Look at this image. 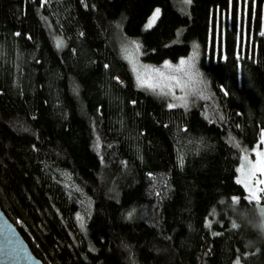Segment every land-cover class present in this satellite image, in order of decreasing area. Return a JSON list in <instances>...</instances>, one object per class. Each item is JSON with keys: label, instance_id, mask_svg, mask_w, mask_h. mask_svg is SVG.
Instances as JSON below:
<instances>
[{"label": "trees", "instance_id": "16d2710c", "mask_svg": "<svg viewBox=\"0 0 264 264\" xmlns=\"http://www.w3.org/2000/svg\"><path fill=\"white\" fill-rule=\"evenodd\" d=\"M126 40L195 43L209 98L138 87ZM261 132L264 0H0V207L43 264H264L235 182Z\"/></svg>", "mask_w": 264, "mask_h": 264}, {"label": "rangeland", "instance_id": "374dc122", "mask_svg": "<svg viewBox=\"0 0 264 264\" xmlns=\"http://www.w3.org/2000/svg\"><path fill=\"white\" fill-rule=\"evenodd\" d=\"M158 9V8H157ZM155 9L145 23L143 30L151 29L148 27L149 21L152 19ZM122 56L130 67L133 77L138 87L146 88L150 91L157 92L166 96L168 106L189 108L194 103H198V99L206 100L209 98V93L206 85V79L198 68L199 48L195 43H191V48L187 56L178 59L177 61H164L160 64L146 63L141 59L140 43L137 40H126L121 46ZM181 61L184 63L181 64ZM138 76L146 82L145 86H141L138 82ZM150 84L152 87H148ZM240 161L236 169L235 182L243 180L244 183H237L246 193V195L255 202L264 203V175L258 171L255 175L252 174L253 164L257 161V153H264V134L261 132L257 142L248 149L240 148ZM246 157V159H245ZM243 165V173L238 171ZM247 184V187L245 186ZM250 193L255 194L253 198ZM80 218V219H79ZM79 220H82L80 215ZM81 222V221H80Z\"/></svg>", "mask_w": 264, "mask_h": 264}, {"label": "water", "instance_id": "95a60500", "mask_svg": "<svg viewBox=\"0 0 264 264\" xmlns=\"http://www.w3.org/2000/svg\"><path fill=\"white\" fill-rule=\"evenodd\" d=\"M258 233L264 238V203L255 202ZM0 264H43L0 207Z\"/></svg>", "mask_w": 264, "mask_h": 264}, {"label": "snow or ice", "instance_id": "6c2138e0", "mask_svg": "<svg viewBox=\"0 0 264 264\" xmlns=\"http://www.w3.org/2000/svg\"><path fill=\"white\" fill-rule=\"evenodd\" d=\"M190 2V0H189ZM159 15V10L157 9L156 12L154 13L152 19L149 21L148 27H151L152 23H154L156 17ZM59 46V44H58ZM184 62L181 61V64H183ZM138 82L141 84V86H145L146 82L143 81L139 76H138ZM148 87H152V85L148 84ZM246 159V157H245ZM253 171L252 174L255 175V173L258 171L260 174L264 175V153H257V161L255 164H253ZM238 171H240L241 173H243V165L241 166L240 169H238ZM260 183H264V181H259ZM237 183H244L243 180L238 179ZM247 187V184L245 185ZM250 195L255 198V194L254 193H250ZM235 227V225H234Z\"/></svg>", "mask_w": 264, "mask_h": 264}]
</instances>
